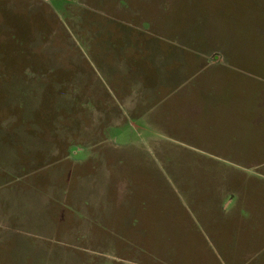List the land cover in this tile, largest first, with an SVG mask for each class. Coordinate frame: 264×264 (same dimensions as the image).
Returning a JSON list of instances; mask_svg holds the SVG:
<instances>
[{"label": "rangeland", "instance_id": "1", "mask_svg": "<svg viewBox=\"0 0 264 264\" xmlns=\"http://www.w3.org/2000/svg\"><path fill=\"white\" fill-rule=\"evenodd\" d=\"M0 264H264V0H0Z\"/></svg>", "mask_w": 264, "mask_h": 264}, {"label": "crops", "instance_id": "2", "mask_svg": "<svg viewBox=\"0 0 264 264\" xmlns=\"http://www.w3.org/2000/svg\"><path fill=\"white\" fill-rule=\"evenodd\" d=\"M95 177H97L98 178V180H101L102 182H103V190H105L106 189V185H107V183H108V179H109V177L105 174V172L104 171H99V173L95 176ZM94 177V180L96 179ZM89 185H91V182L89 183ZM94 188V187H93ZM8 193V192H7ZM21 197H26V199L27 198H29L30 200L29 201H32L33 203H36V202H40V201H33V197L35 198V197H37V199H40V197L38 196V195H36V194H30V193H24V194H19ZM41 200V199H40ZM25 202H27V201H25ZM22 206H25L24 204L22 205ZM27 206L28 207H33L29 202L27 203ZM27 207V208H28ZM23 208V207H22ZM32 210V209H31ZM13 213H14V211H13ZM11 215V214H10ZM20 219H23V216H22V214L20 215V216H18ZM36 220L34 219L33 220V225H35L36 223ZM51 231V230H50ZM50 235H51V233H50Z\"/></svg>", "mask_w": 264, "mask_h": 264}]
</instances>
